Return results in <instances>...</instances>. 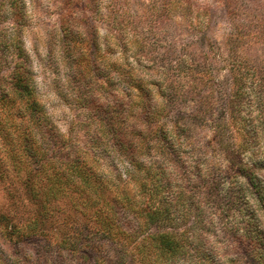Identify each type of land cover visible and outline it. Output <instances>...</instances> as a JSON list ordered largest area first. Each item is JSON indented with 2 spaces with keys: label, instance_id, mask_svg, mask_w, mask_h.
Instances as JSON below:
<instances>
[{
  "label": "clouds",
  "instance_id": "obj_1",
  "mask_svg": "<svg viewBox=\"0 0 264 264\" xmlns=\"http://www.w3.org/2000/svg\"><path fill=\"white\" fill-rule=\"evenodd\" d=\"M22 5L0 0L12 17L0 26V92L15 101L0 105L10 133L0 135V264H53L55 251L47 255L44 247L62 244L68 264H77L74 229L92 210L65 189L45 219L39 202L25 196L30 174L43 180L73 162L110 190L105 216L128 264H264V248L250 246L254 230L264 235V0ZM208 8L216 10L214 22ZM73 36L95 39L100 49L95 62L103 79L89 73L83 97L65 59L69 50L84 51L70 43ZM202 63L205 81L192 71ZM20 74L32 96L21 98L15 88ZM33 100L40 110L29 119ZM95 105L119 110L113 131ZM40 157L46 169L38 174L33 160ZM68 174L75 187L76 175ZM91 226L98 227L95 220Z\"/></svg>",
  "mask_w": 264,
  "mask_h": 264
},
{
  "label": "rangeland",
  "instance_id": "obj_2",
  "mask_svg": "<svg viewBox=\"0 0 264 264\" xmlns=\"http://www.w3.org/2000/svg\"><path fill=\"white\" fill-rule=\"evenodd\" d=\"M20 1L21 8H23L22 0ZM166 1L167 0H165V2ZM69 2H72V0H69ZM216 2L217 0H212V3ZM117 3H132L133 5L140 4L141 7L144 6L143 0H117ZM74 6L81 7V5L79 4H76ZM136 11L137 9L133 7V12ZM188 11L191 14V8H189ZM206 11L211 12L212 15L210 18V22H214L216 10L208 8L206 9ZM8 20L9 19H6L4 23H6ZM197 20H199V16L195 17L193 23ZM18 22L21 24L23 23L22 11ZM200 41L201 46H204L206 43V38L204 36H201ZM70 43L74 45L76 50H79L81 46L84 49V51L79 55H74L73 51L69 50V52L65 56V59L68 61V66L75 69V71L73 73H70L69 75L71 86L80 91L83 97V89L86 88L90 83L89 73H91L98 80L103 79V74L97 71V64L95 62L100 56V49L95 39H90L85 43L79 38L73 36ZM208 47L212 48L214 47V45H208ZM4 50L6 51V48ZM21 54L23 55V50ZM109 54H114V50H110ZM202 64L200 65L202 66ZM204 65L208 68L207 63H204ZM187 67L188 66L185 65L184 68L187 69ZM201 69H203V67ZM109 86L111 85L109 84ZM141 96H144L143 92H141ZM35 102L38 105L39 102ZM81 102L85 104L88 103L87 100L83 98ZM0 105L14 106L15 101L11 99L8 94L0 92ZM17 118H25L24 113L22 111H18ZM28 118L31 119L30 116ZM2 121L3 117L0 116V135H5L7 137L8 135H10V133H7V129L3 125ZM25 151H27V148H25ZM43 159V157H40L39 159L33 160L35 164L40 165V167L36 169V172L38 174L45 172L46 165L40 163V161ZM94 166L97 168L100 167L99 165ZM84 167L87 172H90L92 175L90 187H85L83 185V182H81L80 177L76 175V172H73L71 170L70 164H66L65 168L68 169V172L53 173L50 176H45L43 180H40L39 176H31L30 174V181L26 182L25 184V196L30 197L32 201L39 202L41 214L46 219L49 215L48 205L57 198V195L59 193L64 192L65 189H71V192L74 194V196L78 198V202H81L83 207L92 210L90 216L87 212L84 213L87 222L74 229V232H78L79 236L70 244V247L72 250L79 249V258L77 259L76 257H72V259H77V264H99L100 258L104 259L105 264H128L126 253L123 247L113 235V221L110 217L105 216V206L111 199L108 196L110 190L107 188V186L102 184L86 166ZM5 171L6 162L4 161L2 154H0V179L3 178V173ZM69 172L74 173L79 181V183L75 187H73V179L72 176L68 174ZM37 184L43 185L46 190L43 192L38 191L36 187ZM97 186H101L102 194L104 196L103 199L99 200L98 194L95 193V189L97 190ZM76 211L79 212L80 209L76 208ZM92 220H95L98 227L91 226ZM116 223L123 225L125 223V220L124 218L118 217ZM27 239L40 243V241L36 240L35 237ZM64 247L65 246L62 244L58 246L57 250H52L45 246L44 251L47 255H52L53 251H55V255L53 256V264H68V258H66L62 254V251H60V249H63Z\"/></svg>",
  "mask_w": 264,
  "mask_h": 264
},
{
  "label": "trees",
  "instance_id": "obj_3",
  "mask_svg": "<svg viewBox=\"0 0 264 264\" xmlns=\"http://www.w3.org/2000/svg\"><path fill=\"white\" fill-rule=\"evenodd\" d=\"M8 2L13 6H17L19 5L21 7V1L20 0H8ZM173 2V0H167L166 3L171 4ZM176 3H180L181 0H175ZM200 13L197 12L196 16H200ZM15 17H20L21 16V11H17L13 14ZM6 19H12L11 16L7 15L6 13H4L3 8L0 7V26H2V24L6 21ZM198 21V20H197ZM195 23V22H194ZM7 48V46H4V49ZM22 52V50H21ZM20 52V55H22ZM19 66H17L18 68ZM185 67V66H184ZM203 67V69H201ZM192 71H195L196 73V79H200L201 81H205L208 80V78L206 77V72L208 71V68L205 67L204 63L202 64V66L200 64L196 65L195 69H193ZM210 82V81H209ZM15 88L17 89V91L21 94V98H23L24 96H32L33 93V89L30 88L24 79V76L22 74L20 75H16L15 76ZM142 97V96H141ZM87 102L89 103L90 101L88 99H86ZM96 107V112L97 115L101 118V122L103 124H105V127H109L110 125H112V122L116 119V117L119 115V110L116 111H112L111 109H104L101 108L98 105H95ZM28 109L31 113L30 118L31 119H35L37 112L40 110L36 104L35 101H31L28 104ZM114 128L109 127V131H113ZM137 135H141L140 133H137ZM27 141V137H25V142ZM166 142V141H165ZM66 165V164H65ZM70 168L73 172H76V175L78 177H80L81 182H83V185L85 187H90V183L92 180V175L91 173L87 172V170L85 169L84 166H81L78 162H73L72 164H70ZM160 191H164L163 187H161L159 189ZM261 192H264V187H261L259 189ZM95 193L98 194V199H103L104 196L102 194V190H101V186H97V190L95 189ZM165 212H167V209L164 210ZM163 214V213H161ZM250 246L253 248H264V235H261L258 232H255V230L253 231V235L250 237Z\"/></svg>",
  "mask_w": 264,
  "mask_h": 264
}]
</instances>
